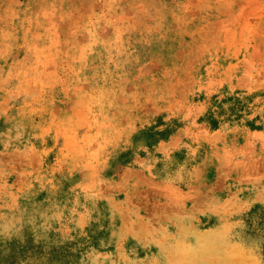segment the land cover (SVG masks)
Instances as JSON below:
<instances>
[{"label":"rangeland","instance_id":"obj_1","mask_svg":"<svg viewBox=\"0 0 264 264\" xmlns=\"http://www.w3.org/2000/svg\"><path fill=\"white\" fill-rule=\"evenodd\" d=\"M0 264H264V0H0Z\"/></svg>","mask_w":264,"mask_h":264}]
</instances>
